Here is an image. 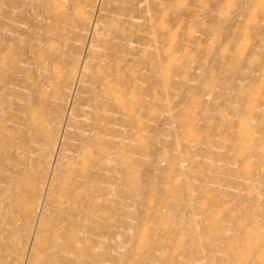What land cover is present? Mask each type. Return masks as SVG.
<instances>
[{"label":"rangeland","instance_id":"rangeland-1","mask_svg":"<svg viewBox=\"0 0 264 264\" xmlns=\"http://www.w3.org/2000/svg\"><path fill=\"white\" fill-rule=\"evenodd\" d=\"M0 264H264V0H0Z\"/></svg>","mask_w":264,"mask_h":264},{"label":"bare ground","instance_id":"bare-ground-1","mask_svg":"<svg viewBox=\"0 0 264 264\" xmlns=\"http://www.w3.org/2000/svg\"><path fill=\"white\" fill-rule=\"evenodd\" d=\"M95 27V26H94ZM88 49V48H87ZM144 50V49H143ZM144 52V51H143ZM108 66V65H107ZM143 70V69H142ZM143 72V71H142ZM98 90H99V88H98ZM97 90V91H98ZM101 92V91H100ZM98 96V95H97ZM100 99V98H99ZM102 100V99H101ZM104 101V100H103ZM98 112V111H97ZM102 112V111H101ZM87 116V115H86ZM89 116V115H88ZM123 119H126V118H124V117H122ZM122 131H125V130H122ZM91 134V133H90ZM122 140V139H121ZM126 142V141H125ZM110 157V156H109ZM107 158V160H108V162L109 163H111L110 162V158ZM112 159V158H111ZM108 163V164H109ZM112 165V164H111ZM112 167V166H111ZM111 169V171H112V168H110ZM112 196V183H111V180H110V178H109V182H108V185H107V194H106V198L107 199H109L110 197ZM91 200H94V199H91ZM58 209H60L61 210V208H58Z\"/></svg>","mask_w":264,"mask_h":264}]
</instances>
